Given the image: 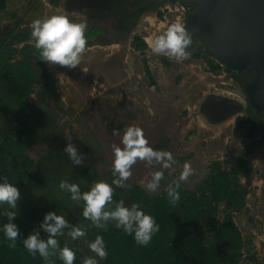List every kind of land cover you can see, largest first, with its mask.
<instances>
[{"label":"rangeland","instance_id":"rangeland-1","mask_svg":"<svg viewBox=\"0 0 264 264\" xmlns=\"http://www.w3.org/2000/svg\"><path fill=\"white\" fill-rule=\"evenodd\" d=\"M110 1L7 0L6 9L0 12V142L14 136L17 129L14 121L16 91L12 82L19 73V64L23 60L30 65L36 59L35 54L22 50L24 46L34 45L30 28L33 20L64 12L77 19L71 17V13L77 12L87 18L86 33L94 27L102 29L87 42L81 60L90 53L103 55L100 45L111 46L121 40L123 45L130 40V53L142 57L139 58L138 81L133 79L123 84L119 81L117 86L124 85L122 91L120 87L111 90L113 85L109 86L116 83L120 75L108 74L106 81V77L96 75L88 65L76 72L39 62L28 101L34 132L22 148L6 146L7 180L20 192L18 214L13 221H23L30 215L41 217L52 210L65 216L70 224L86 229V235L78 240L73 241L67 235L68 229L56 239L82 252L83 258L95 257L88 244L94 241L99 228L83 217V201H73L71 193L61 190L59 184L64 180L78 184L81 193L101 180L111 184L118 178L113 176L112 145L120 144L127 127L142 128L154 149V142H165L166 136L168 145L162 143L161 146H167L176 161L170 169L159 165L148 168L138 161L126 187L113 185V200H123L128 207L132 204L128 198L129 185L137 183L146 190L151 171H163L164 179L155 193L146 190L149 194L160 195L168 184L179 181L185 163L190 164L193 173L187 181L180 182V186L197 190L216 163L220 170H230L238 164L247 147L254 145L247 153L252 170L240 175L245 206L233 211L243 238V247L234 264H264V142L257 143L264 137V127L248 125L252 106L243 83L199 36L191 37L192 43L187 49L191 55L186 60L177 61L152 52L148 38L154 39L173 23H180L187 30L188 13L194 5L170 0L168 6L165 3L142 10L129 27H124L110 11ZM150 10H155L156 19L152 24L145 19ZM183 67L186 76L180 74L175 80L171 79L175 71ZM61 73L63 76L58 77ZM172 83L189 86L186 99L169 97ZM131 86L134 87L132 92L127 90ZM116 95L123 98V103H110ZM124 96L127 99L124 100ZM161 115L165 119L160 118ZM114 131L119 135H114ZM69 136L85 155L86 166H74L64 153ZM108 141L110 145H106ZM103 146L105 148L101 149ZM225 208V203H221L217 213L220 221ZM8 211H12L9 205L0 204V218H7ZM211 238L209 233L208 241ZM95 258L98 262L101 260Z\"/></svg>","mask_w":264,"mask_h":264},{"label":"trees","instance_id":"trees-1","mask_svg":"<svg viewBox=\"0 0 264 264\" xmlns=\"http://www.w3.org/2000/svg\"><path fill=\"white\" fill-rule=\"evenodd\" d=\"M130 1L112 0L110 3L118 18L127 27L140 13L130 14L128 10ZM6 4L7 0H0V12L6 9ZM100 31L102 29L94 28L85 34V37L89 39ZM22 50H32L39 58V51L33 45L24 46ZM252 75L253 71H247L242 77L238 75L236 77L243 82L253 77ZM35 80L34 68L22 60L19 64V73L12 82L16 91L14 121L17 129L14 136L7 137L0 142V181L9 177L5 160L6 146L11 144L22 148L34 132L28 101ZM263 120L264 112L257 114L253 109L249 111L250 126L259 128L263 125ZM260 142L262 143L263 140L257 143ZM253 146L247 147L246 150L249 151ZM216 164L197 190H189L180 186L178 189L180 200L174 206L169 202L166 190L160 195H153L147 193L140 184H130L128 187L130 202L139 204L145 214L151 215L159 225V231L147 246H139L134 236L126 234L122 228L109 222L107 231L98 229L94 234V239L97 235L103 237L108 252L107 258L100 260L98 264L236 263L243 247V238L234 220L233 211L245 206V191L240 185V175L250 172L252 165L247 154L241 156L238 164L230 170H220ZM223 202L226 206V213L220 221L217 213ZM48 212L52 210L46 211ZM45 214L41 217L30 215L23 221H12L17 225L21 237L15 242V247L9 246L12 242L5 237L3 231V225L8 222V219L0 218V264H49L38 253L35 256L30 254L21 242L34 230H39ZM209 233L212 237L211 241H208ZM40 234L42 239L47 238V234L42 230ZM58 242L61 248L65 246V243L59 240ZM70 248L75 252L74 264H83L82 252ZM51 261L52 264H63L58 253L51 257Z\"/></svg>","mask_w":264,"mask_h":264},{"label":"clouds","instance_id":"clouds-1","mask_svg":"<svg viewBox=\"0 0 264 264\" xmlns=\"http://www.w3.org/2000/svg\"><path fill=\"white\" fill-rule=\"evenodd\" d=\"M70 18L67 12L63 14H53L43 19L32 21L31 37L34 46L39 51V58L49 67L59 66L61 68L76 69L80 63L82 55L86 49L87 40L85 33L88 29L87 18L82 13L73 12ZM192 43L190 33L180 23L171 24L162 34L155 36L150 45L154 54L165 55L177 61L186 60L191 53L187 51ZM63 76V74H58ZM114 135H119L114 131ZM64 153L70 162L76 167H84L86 157L80 153L77 146L72 143L71 136L67 139ZM113 152V179L111 184L101 180L95 182L89 191L81 193L78 184L61 181V190L71 193L73 201H83V217L90 221L92 226L107 231L109 222H115L116 227L134 236V240L139 246H147L152 237L159 231V225L151 216L145 214L139 204L133 203L130 207L125 206L123 200L118 202L113 200L114 187H126L132 173L133 166L138 162H144L148 168L159 165L163 169H170L176 161L172 153L168 151L156 150L149 145L145 138L143 129L131 125L124 131L120 144L112 145ZM193 170L189 163H185L180 174L179 181H173L166 187L169 202L174 206L180 200V182H185L192 175ZM151 179L145 185L149 193H155L160 182L164 179L163 171H151ZM20 199L19 189L9 183L7 178L0 182V204H7L12 209L5 213L8 222L3 225L5 237L12 243L10 247L16 246V241L20 240V232L12 221L17 218V202ZM65 229L67 235L73 240H78L86 235V229L82 225H72L63 215L55 212H48L39 225V230H34L27 238L21 242L24 248L33 256L37 253L45 261L52 264L51 257L57 255L63 264H74L75 252L65 244L60 247L56 237L63 236ZM40 230L47 234L46 239L41 238ZM88 247L95 257L103 260L108 256L103 237L97 235ZM95 257H85L83 264H98Z\"/></svg>","mask_w":264,"mask_h":264},{"label":"water","instance_id":"water-1","mask_svg":"<svg viewBox=\"0 0 264 264\" xmlns=\"http://www.w3.org/2000/svg\"><path fill=\"white\" fill-rule=\"evenodd\" d=\"M141 8L170 0H142ZM194 5L187 31L235 74L250 66L255 77L243 82L252 109L264 111V0H175Z\"/></svg>","mask_w":264,"mask_h":264},{"label":"crops","instance_id":"crops-1","mask_svg":"<svg viewBox=\"0 0 264 264\" xmlns=\"http://www.w3.org/2000/svg\"><path fill=\"white\" fill-rule=\"evenodd\" d=\"M152 12H154V11H152ZM114 18L116 19L115 16H114ZM145 19L151 24L155 23V20L152 22L148 16H145ZM154 19H156L155 18V12H154ZM94 28H92V29H94ZM90 31H88V32H90ZM87 33H85V34H87ZM97 35L98 34L94 35L93 37H95ZM93 37L86 39L87 42L92 41ZM115 41H117V40H115ZM129 42H130V40L128 42H124L125 44L123 45L122 40H121V41L113 42L114 44H112L111 46L100 45L101 49H103L100 52L103 55L90 53L87 55L86 58L81 60L85 64L83 65V63L81 62L80 65L76 69H73V70L76 72H80L82 69H84V67L86 65H88V67L90 69H92L93 73H95L96 75H101V76L106 77L105 78L106 81H107V79H109L108 74L109 75H115V77H119V75H120V77H119L120 79L119 78L116 79V81H115L116 83L109 85V86L113 85L112 87H110L111 90L116 89V87H120V86H117L118 85L117 83L119 81L121 84H123V82L127 83L129 80H133V79H135V81L136 80L138 81V79H139V74H138L139 73V66H141V62H140L139 58L142 59V57L139 56V54H137V53H135V54L130 53L131 45L129 44ZM148 42L150 43L149 38H148ZM119 43L121 44L120 46H119ZM93 49H95V48L93 47ZM27 51H30L31 53L35 54V56H36V59L31 61V64H30V66H32L36 72L37 67L39 65V62L41 60H40V58H38V56L36 55V53L34 51H32V50H27ZM68 70H70V69H65V71H68ZM186 73L187 72H186V69L184 67L182 69L180 68V71H175V73L173 74L171 79L174 78V80H175L176 79L175 76L176 75L179 76L180 74L186 76L185 75ZM83 74H85V73H83ZM140 76H141V71H140ZM101 79H103V78H101ZM70 83H71V85H73V82H70ZM171 85H169V88H171ZM185 85L186 84H184V87H183L182 85H178V84L174 83L173 87H172L173 89H171V91L169 93V97L170 98L171 97H173V98L178 97L179 99L180 98L186 99V95H187L188 91H190V89L188 88L189 86L187 87V85L186 86ZM75 86H77V84ZM123 86L124 85H122L119 88L120 91H122L124 89ZM133 88L134 87L131 86V89L128 87L127 90L132 92ZM117 95L115 97H113L115 100H111L110 103H116L117 104L118 101H119V103H123V98L122 97L120 98V96H117ZM125 99H127V97L124 96V100ZM161 117L164 118L163 115H161L160 118ZM170 118L173 119V117H170ZM165 137H164L165 142H159L158 144H156V142H154V147L156 150L167 151V146H164V145L161 146L162 143L165 145H168V143L166 144L167 139ZM105 143H106V145L111 144L109 141L105 142ZM100 148L101 149L105 148V146L100 147ZM262 185H264V183H262ZM257 191L260 192V189H258Z\"/></svg>","mask_w":264,"mask_h":264},{"label":"flooded vegetation","instance_id":"flooded-vegetation-1","mask_svg":"<svg viewBox=\"0 0 264 264\" xmlns=\"http://www.w3.org/2000/svg\"><path fill=\"white\" fill-rule=\"evenodd\" d=\"M112 1V0H111ZM111 1H110V3H111ZM142 3H143V1L142 0H131L130 1V3L128 4V10H129V12H130V14L131 15H133V14H136V13H139V12H141L142 10H146V9H149V8H152L155 4H152V5H150V6H148V7H145V8H141L140 6L142 5ZM120 4V3H119ZM168 3H166V5H167ZM168 6V5H167ZM154 7H159V5H157V6H154ZM195 7V6H194ZM110 11L114 14V16L116 17V19L121 23V25H123L124 27H127L126 25H124V23H123V21L120 19V18H118V16H117V14H116V12L112 9V7L110 6ZM152 11H155V10H150V11H148L146 14H145V16L148 14V13H150V12H152ZM190 12H192V11H190ZM189 12V13H190ZM188 13V14H189ZM187 26V25H186ZM247 71H253V77H251L249 80H251V79H253L254 77H255V71H254V69L252 68V67H250V66H246L243 70H242V72H241V76H238V77H242L243 75H244V73L245 72H247ZM248 80V79H247ZM247 80H244V81H247ZM243 81V82H244ZM242 82V83H243ZM264 112V111H263ZM248 125L250 126V124H249V122H248ZM250 127H252V126H250ZM262 127H264V120H263V125L261 126V127H259V128H262ZM254 128H256V127H254ZM261 140H264V137L261 139ZM264 142V141H263ZM248 153V151L247 150H245V154H247Z\"/></svg>","mask_w":264,"mask_h":264},{"label":"bare ground","instance_id":"bare-ground-1","mask_svg":"<svg viewBox=\"0 0 264 264\" xmlns=\"http://www.w3.org/2000/svg\"><path fill=\"white\" fill-rule=\"evenodd\" d=\"M146 16L149 17V19L153 22L155 19H154V12H150L148 13ZM152 40L153 38H149V41H150V44L152 43Z\"/></svg>","mask_w":264,"mask_h":264}]
</instances>
